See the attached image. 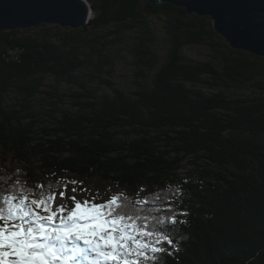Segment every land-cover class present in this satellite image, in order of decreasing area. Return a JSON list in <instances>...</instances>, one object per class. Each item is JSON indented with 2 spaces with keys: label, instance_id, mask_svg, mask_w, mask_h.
I'll list each match as a JSON object with an SVG mask.
<instances>
[{
  "label": "trees",
  "instance_id": "obj_1",
  "mask_svg": "<svg viewBox=\"0 0 264 264\" xmlns=\"http://www.w3.org/2000/svg\"><path fill=\"white\" fill-rule=\"evenodd\" d=\"M86 1L94 18L63 33L68 51L20 37L19 30L0 33V181L7 182L0 187L18 181L39 194L40 184H67L90 190L97 204L119 196L148 216L150 226L175 215L168 233L174 243L163 244L157 264H264V100L187 87L245 86L264 76V59L230 49L208 18L184 8ZM148 15L168 17L169 42L150 86L127 94L105 79L111 97L88 90L75 76L87 64L77 55L81 34L89 27L136 28ZM193 45L210 46L217 62L186 59L182 49ZM135 57L142 65L157 64L147 43L137 46ZM47 75L79 86L67 96L79 109L61 110L54 128L37 130L31 103ZM10 93L19 103L7 102ZM188 158L195 172L182 178Z\"/></svg>",
  "mask_w": 264,
  "mask_h": 264
},
{
  "label": "snow or ice",
  "instance_id": "obj_2",
  "mask_svg": "<svg viewBox=\"0 0 264 264\" xmlns=\"http://www.w3.org/2000/svg\"><path fill=\"white\" fill-rule=\"evenodd\" d=\"M38 188L39 194L18 181L0 187V264H157L163 244L174 243L168 233L175 215L150 226L119 196L97 204L95 197L79 198L86 189Z\"/></svg>",
  "mask_w": 264,
  "mask_h": 264
},
{
  "label": "rangeland",
  "instance_id": "obj_3",
  "mask_svg": "<svg viewBox=\"0 0 264 264\" xmlns=\"http://www.w3.org/2000/svg\"><path fill=\"white\" fill-rule=\"evenodd\" d=\"M93 18L94 13L91 10L89 19ZM167 22L168 17L166 15H148L144 23L132 29H119L120 31H118L115 27H109L101 30H92L89 27L81 34L77 52L78 59L86 60L87 64L77 71L75 76L88 90L94 91L98 97H111L113 95L112 90L103 84L105 79L112 81L116 88L127 94L140 89V85L150 86L154 73L165 61L169 50L166 30ZM209 22L211 23L210 20ZM146 28L149 34L145 32ZM67 31V28L63 29L56 25H41L35 28L19 30V36H29L37 38L39 41L45 39L62 48L65 46L63 41L65 35L63 33ZM141 43H147L154 50L157 55L156 65L148 66L137 62L135 49ZM95 44L96 48H91ZM64 50L68 51V48L64 47ZM182 55L186 59L195 62H217V54L208 45L186 46L182 49ZM109 71H112L110 76L106 73ZM42 83L40 93L35 95L31 103L32 111L35 114L33 121L36 122L35 128L37 130L54 128L57 124L55 120L61 118V110L76 112L79 108L67 96L81 91L77 84L65 80L62 81L50 75L45 76ZM187 87L204 94L223 91L230 98L248 97L250 99L264 100V76L256 77L245 86L211 88L204 84H187ZM52 93L57 96L51 97L50 94ZM61 95L64 96V103L57 100V97ZM7 102L19 103L14 93L8 95ZM134 138H136L135 135L129 136V139ZM189 161H191L190 158L184 161L185 168L180 171L182 178L189 173L195 172V166L188 163ZM9 166L16 168L17 164H10ZM116 192H120V189H117ZM93 194V192L87 190L79 198L91 199ZM61 202V200H57V204Z\"/></svg>",
  "mask_w": 264,
  "mask_h": 264
},
{
  "label": "water",
  "instance_id": "obj_4",
  "mask_svg": "<svg viewBox=\"0 0 264 264\" xmlns=\"http://www.w3.org/2000/svg\"><path fill=\"white\" fill-rule=\"evenodd\" d=\"M167 3L188 15L206 17L212 30L235 51L264 59V0H146ZM91 13L86 0H0V33L56 25L80 30Z\"/></svg>",
  "mask_w": 264,
  "mask_h": 264
}]
</instances>
